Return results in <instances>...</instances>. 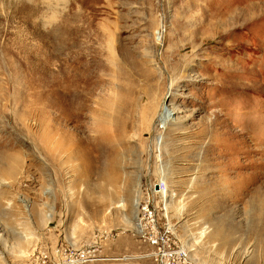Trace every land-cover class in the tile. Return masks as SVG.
I'll list each match as a JSON object with an SVG mask.
<instances>
[{"label": "rangeland", "instance_id": "rangeland-1", "mask_svg": "<svg viewBox=\"0 0 264 264\" xmlns=\"http://www.w3.org/2000/svg\"><path fill=\"white\" fill-rule=\"evenodd\" d=\"M148 200L264 264V0H0V264H155Z\"/></svg>", "mask_w": 264, "mask_h": 264}, {"label": "built area", "instance_id": "built-area-1", "mask_svg": "<svg viewBox=\"0 0 264 264\" xmlns=\"http://www.w3.org/2000/svg\"><path fill=\"white\" fill-rule=\"evenodd\" d=\"M166 189L165 182L155 184L158 193H163ZM137 224L152 247L151 256L155 264H193L189 251L175 239L171 228H159L156 210L150 200L141 205Z\"/></svg>", "mask_w": 264, "mask_h": 264}, {"label": "bare ground", "instance_id": "bare-ground-1", "mask_svg": "<svg viewBox=\"0 0 264 264\" xmlns=\"http://www.w3.org/2000/svg\"><path fill=\"white\" fill-rule=\"evenodd\" d=\"M169 115H170V111H168L167 114H166L167 118H168ZM164 117H165V116H164Z\"/></svg>", "mask_w": 264, "mask_h": 264}]
</instances>
